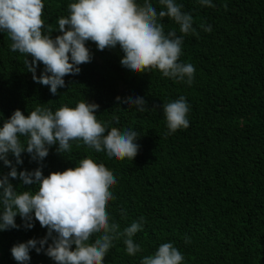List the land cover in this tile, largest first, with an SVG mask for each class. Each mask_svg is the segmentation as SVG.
I'll use <instances>...</instances> for the list:
<instances>
[{"label":"trees","instance_id":"1","mask_svg":"<svg viewBox=\"0 0 264 264\" xmlns=\"http://www.w3.org/2000/svg\"><path fill=\"white\" fill-rule=\"evenodd\" d=\"M43 2L45 24L57 29L58 18L68 15L73 0ZM150 2L161 9L158 0ZM177 2L193 16L199 34L184 36L179 58L195 68L191 85L163 77L158 70L133 73L120 64L119 46L100 51L88 41L92 61L80 65L79 74L65 76V87L53 95L33 80L23 64L26 57L13 52L7 34L0 32V127L16 109L28 115L37 105L55 111L87 99L100 105L98 120L119 118L109 128L139 133L134 160L109 159L105 152L73 141L72 150L64 154L57 152L58 144L51 146L42 162L46 176L91 156L117 179L111 189L116 199L108 206L111 219L123 230L140 216L145 218L134 237L142 252L127 255L121 239L104 264H140L164 242L181 251L183 264H264V0H212L215 7L201 6L199 0ZM162 23L166 33L175 29L182 35L172 20L166 17ZM201 23L211 25L212 31L205 32ZM58 34L53 31L52 36ZM42 70L40 64L37 75ZM117 96L144 97L147 108L140 112L118 104ZM180 96L189 105V127L168 134L161 105ZM8 158L15 163L11 153ZM22 159L18 171L40 166L26 152ZM9 171L0 161V175ZM10 180L14 186L21 184ZM16 223H23L19 215ZM46 233L38 221L31 229L0 231V264H18L12 246ZM30 256L28 264H55L43 251L32 249Z\"/></svg>","mask_w":264,"mask_h":264},{"label":"clouds","instance_id":"2","mask_svg":"<svg viewBox=\"0 0 264 264\" xmlns=\"http://www.w3.org/2000/svg\"><path fill=\"white\" fill-rule=\"evenodd\" d=\"M158 11L150 0H73L68 15L60 16L58 28L46 25L43 19V0H0V32L11 41L10 49L25 56L23 64L36 83L49 87L53 95L65 87V76L80 73V65L90 63L93 54L86 46L95 43L98 50L117 46L123 56L120 64L133 73L158 70L163 77L191 85L195 68L180 62L184 36H198L193 16L182 11L177 0H158ZM201 6L215 7L212 0H199ZM223 7L227 9V4ZM172 20L179 26L167 33L162 20ZM205 32L212 26L200 24ZM53 31L59 34L52 36ZM31 57V59H29ZM43 70L37 75V67ZM118 104H126L144 112L147 101L141 96L116 97ZM100 105L87 99L75 106L61 105L55 111L37 105L25 115L16 109L0 127V161L10 171L0 175V231L34 227L38 221L47 229L42 238H31L14 244L12 257L18 264H28L30 251L35 249L50 257L55 264H104L114 242L123 240L129 256L142 252L134 240L146 223L143 216L121 230L110 217L109 202L116 199L111 189L117 179L103 163L86 156L63 171L43 174V161L49 149L57 145V152L72 150V142H82L88 149L105 152L109 159L134 160L140 145L137 131L112 126L119 118L102 122L97 119ZM156 107V106H153ZM168 134L189 127V105L184 96L161 105ZM80 145L77 144V147ZM28 153L40 166L29 171L17 170L23 163L22 153ZM15 157V163L8 158ZM11 179L21 184L14 186ZM35 185V188L24 186ZM17 215L22 225L16 223ZM121 217L126 212L121 209ZM93 237L95 239L93 240ZM189 240L186 239L185 243ZM45 245H47L45 247ZM184 256L172 242L158 248L140 260V264H183Z\"/></svg>","mask_w":264,"mask_h":264}]
</instances>
